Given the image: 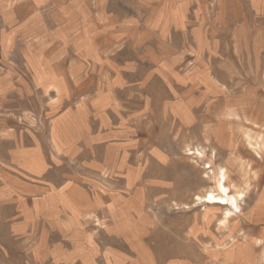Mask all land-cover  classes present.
Returning a JSON list of instances; mask_svg holds the SVG:
<instances>
[{"label": "rangeland", "instance_id": "rangeland-1", "mask_svg": "<svg viewBox=\"0 0 264 264\" xmlns=\"http://www.w3.org/2000/svg\"><path fill=\"white\" fill-rule=\"evenodd\" d=\"M0 264H264V0H0Z\"/></svg>", "mask_w": 264, "mask_h": 264}, {"label": "bare ground", "instance_id": "bare-ground-1", "mask_svg": "<svg viewBox=\"0 0 264 264\" xmlns=\"http://www.w3.org/2000/svg\"><path fill=\"white\" fill-rule=\"evenodd\" d=\"M217 190L219 191V193L222 196H214L212 194H209L208 196H206L205 202L209 203V204H219V205H232L234 206V201L232 198L227 197V190L226 188L221 184L220 181H218L217 184ZM225 196V197H224Z\"/></svg>", "mask_w": 264, "mask_h": 264}, {"label": "crops", "instance_id": "crops-1", "mask_svg": "<svg viewBox=\"0 0 264 264\" xmlns=\"http://www.w3.org/2000/svg\"><path fill=\"white\" fill-rule=\"evenodd\" d=\"M219 181L221 182L222 185L224 184V182H225V177H224L223 174H222L221 178L219 179ZM223 186H224V185H223ZM224 187H225V186H224ZM226 190H227V194H226L227 197L232 198L233 201H234V206L229 205V204H228V206H231V207H233L234 209L238 210V206H237V204H236V202L238 201L237 198L234 197V196H231L227 188H226ZM207 196H208V195H207ZM224 197H225V196H224ZM205 199H206V196L203 198V202H204L205 204H209V203L205 202ZM209 205L226 206V205H219V204H209Z\"/></svg>", "mask_w": 264, "mask_h": 264}]
</instances>
